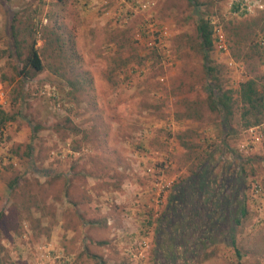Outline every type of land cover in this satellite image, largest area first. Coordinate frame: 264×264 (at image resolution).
<instances>
[{"label":"rangeland","instance_id":"1","mask_svg":"<svg viewBox=\"0 0 264 264\" xmlns=\"http://www.w3.org/2000/svg\"><path fill=\"white\" fill-rule=\"evenodd\" d=\"M0 5V47L11 16L32 24L13 38L43 66L24 79L0 60V264H264V122L208 110L195 37L209 16L222 89L264 84V0ZM229 186L246 214L203 241Z\"/></svg>","mask_w":264,"mask_h":264},{"label":"trees","instance_id":"2","mask_svg":"<svg viewBox=\"0 0 264 264\" xmlns=\"http://www.w3.org/2000/svg\"><path fill=\"white\" fill-rule=\"evenodd\" d=\"M191 1V0H189ZM241 2H233L231 11L238 13L239 8L242 9ZM244 10L239 11V15H242ZM15 15V14H14ZM15 18L10 17L8 30L11 33V43L0 47V60L5 56L15 62V65H19L17 74L19 77L30 78L39 73L43 66L36 48L35 39H31L28 44H25V54L21 55L19 48L14 40L15 36L20 32H26L28 36L31 33L34 34L36 27L32 24H24L23 28L15 29ZM209 16H199L195 23V37L197 40V49L202 54V68L207 78V97L206 105L211 113H216L220 119L223 127L230 128V121L234 116L235 109L239 111L238 123L243 129L255 127L264 122V84L257 83L256 79H245L238 84L235 94H232L230 90L222 89L218 78L214 74L213 68L208 64L207 54L213 47L212 25L210 24ZM14 37V38H13ZM58 37H55L57 39ZM15 67V69H16ZM9 117L2 111H0V130L4 126V123ZM231 131V129H230ZM241 171L243 169L241 168ZM243 175V174H242ZM239 187V185H238ZM238 187L233 188V191L228 188L220 190L219 193H226L224 198L218 199L216 204L213 205V210H209V215L206 216L208 223L203 226L202 232L199 236L200 239L205 241L210 235L219 232V225L238 226L246 214L244 205V199L239 197ZM229 189V190H228ZM227 191H230L227 193ZM220 203L219 205H217ZM209 207L206 206L204 212ZM221 220V223L219 224ZM233 245V242H231Z\"/></svg>","mask_w":264,"mask_h":264},{"label":"built area","instance_id":"3","mask_svg":"<svg viewBox=\"0 0 264 264\" xmlns=\"http://www.w3.org/2000/svg\"><path fill=\"white\" fill-rule=\"evenodd\" d=\"M0 96H1V92H0Z\"/></svg>","mask_w":264,"mask_h":264},{"label":"crops","instance_id":"4","mask_svg":"<svg viewBox=\"0 0 264 264\" xmlns=\"http://www.w3.org/2000/svg\"><path fill=\"white\" fill-rule=\"evenodd\" d=\"M1 6V5H0Z\"/></svg>","mask_w":264,"mask_h":264}]
</instances>
